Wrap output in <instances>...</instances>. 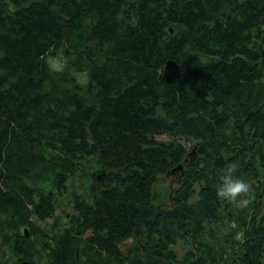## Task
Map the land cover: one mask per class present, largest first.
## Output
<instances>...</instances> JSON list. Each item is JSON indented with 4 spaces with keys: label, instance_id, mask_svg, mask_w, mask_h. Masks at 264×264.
I'll use <instances>...</instances> for the list:
<instances>
[{
    "label": "trees",
    "instance_id": "1",
    "mask_svg": "<svg viewBox=\"0 0 264 264\" xmlns=\"http://www.w3.org/2000/svg\"><path fill=\"white\" fill-rule=\"evenodd\" d=\"M263 200L264 0H0V264H264Z\"/></svg>",
    "mask_w": 264,
    "mask_h": 264
},
{
    "label": "clouds",
    "instance_id": "2",
    "mask_svg": "<svg viewBox=\"0 0 264 264\" xmlns=\"http://www.w3.org/2000/svg\"><path fill=\"white\" fill-rule=\"evenodd\" d=\"M237 168L229 165L223 170L221 183L216 189L217 199L227 202L236 208H244L250 202L252 196V185L236 176ZM235 227V224H233ZM242 233H238L237 238H242Z\"/></svg>",
    "mask_w": 264,
    "mask_h": 264
},
{
    "label": "rangeland",
    "instance_id": "3",
    "mask_svg": "<svg viewBox=\"0 0 264 264\" xmlns=\"http://www.w3.org/2000/svg\"><path fill=\"white\" fill-rule=\"evenodd\" d=\"M51 61H52V65L54 67H61L62 66L61 63H63L64 60H63V58H54V59H51ZM160 137L161 138H168L169 135L168 134H163ZM182 141L184 142V144H185V146H186V148L188 150H190L193 147L192 141H189V140L184 141L183 139H182ZM171 178H172V176L166 175L165 179L163 180V182L169 185V182L171 181ZM69 183L70 184L68 185V190L67 191H63L64 196H65L64 197V202L59 204V206L57 207L56 212H55L53 217L48 218V221L46 220V221L42 222V225L46 226V228H48V229L49 228L51 229L52 225L57 223V222H61L62 220L65 221L63 219V216L66 213L73 211L72 200H73V198H75L74 193H73L74 190H75V187L73 186V183L71 181ZM90 183H91V180H88L86 185L88 186V185H90ZM176 183H177V181L174 178V185ZM85 189H86V187L84 188V190ZM84 190H81V191H84ZM263 204H264V200H263ZM55 225L57 226V224H55ZM132 240H133V237L126 239L124 241L122 247H125V249H126L127 245H129L130 243L133 242ZM174 248H175V252H177V254H179V256L183 255V253H184L183 251L186 250L185 246L183 245V243L181 241H178L177 244L174 246Z\"/></svg>",
    "mask_w": 264,
    "mask_h": 264
},
{
    "label": "water",
    "instance_id": "4",
    "mask_svg": "<svg viewBox=\"0 0 264 264\" xmlns=\"http://www.w3.org/2000/svg\"><path fill=\"white\" fill-rule=\"evenodd\" d=\"M182 68H181V64L179 63V61H177L176 59H169L167 60L165 67H164V71L162 72L163 74V78L165 79L166 82L172 83L175 81H178L181 77H182ZM182 167V164H181ZM27 230V229H26ZM25 231V233L28 235V233ZM13 264H31V262L29 260H21L18 262H15ZM121 264H124L123 261L121 262Z\"/></svg>",
    "mask_w": 264,
    "mask_h": 264
},
{
    "label": "flooded vegetation",
    "instance_id": "5",
    "mask_svg": "<svg viewBox=\"0 0 264 264\" xmlns=\"http://www.w3.org/2000/svg\"><path fill=\"white\" fill-rule=\"evenodd\" d=\"M68 214H70V213H68ZM79 264H93L92 262H88V263H84V262H82V263H79ZM112 264V263H111ZM113 264H118L117 262H114Z\"/></svg>",
    "mask_w": 264,
    "mask_h": 264
}]
</instances>
